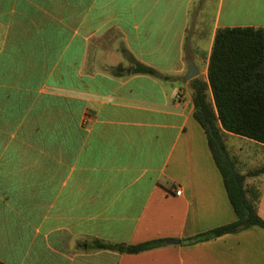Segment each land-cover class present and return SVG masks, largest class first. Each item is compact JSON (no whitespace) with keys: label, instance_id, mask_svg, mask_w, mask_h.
Returning a JSON list of instances; mask_svg holds the SVG:
<instances>
[{"label":"crops","instance_id":"crops-1","mask_svg":"<svg viewBox=\"0 0 264 264\" xmlns=\"http://www.w3.org/2000/svg\"><path fill=\"white\" fill-rule=\"evenodd\" d=\"M237 25L264 28V0H0V261L264 264L259 225L183 240L235 217L189 79L206 80L215 29ZM151 238L165 241L93 245Z\"/></svg>","mask_w":264,"mask_h":264},{"label":"trees","instance_id":"trees-1","mask_svg":"<svg viewBox=\"0 0 264 264\" xmlns=\"http://www.w3.org/2000/svg\"><path fill=\"white\" fill-rule=\"evenodd\" d=\"M127 56L131 71L156 73L153 67L130 54ZM189 84L192 116L205 134L235 217L183 240L191 243L250 225L264 228V220L256 211L259 190L256 186L244 185L245 177L264 172V163L240 172L222 136L225 130L264 144V28L251 25L217 27L207 58L206 80L195 76L189 79ZM164 241L165 238H151L123 243L94 239L93 245L118 252H136ZM0 264L5 263L0 261Z\"/></svg>","mask_w":264,"mask_h":264},{"label":"rangeland","instance_id":"rangeland-1","mask_svg":"<svg viewBox=\"0 0 264 264\" xmlns=\"http://www.w3.org/2000/svg\"><path fill=\"white\" fill-rule=\"evenodd\" d=\"M203 43V42H202ZM225 137V143L235 161V166L238 170L246 171L249 168L264 163V148L253 145L247 137L231 133ZM223 136V135H222ZM243 171V172H244ZM247 179L249 178L246 177ZM244 180H247V179ZM253 180V179H252ZM255 181H245V184L255 186Z\"/></svg>","mask_w":264,"mask_h":264},{"label":"water","instance_id":"water-1","mask_svg":"<svg viewBox=\"0 0 264 264\" xmlns=\"http://www.w3.org/2000/svg\"><path fill=\"white\" fill-rule=\"evenodd\" d=\"M196 68L194 66V64L190 61V60H187V65H186V72L184 74V78H189L191 77L192 75H194L196 73ZM170 242H177L178 239L177 238H171L169 239Z\"/></svg>","mask_w":264,"mask_h":264},{"label":"built area","instance_id":"built-area-1","mask_svg":"<svg viewBox=\"0 0 264 264\" xmlns=\"http://www.w3.org/2000/svg\"><path fill=\"white\" fill-rule=\"evenodd\" d=\"M180 192V189H175V193L178 194Z\"/></svg>","mask_w":264,"mask_h":264}]
</instances>
